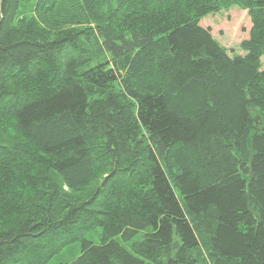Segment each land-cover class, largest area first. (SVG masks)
<instances>
[{
	"label": "trees",
	"instance_id": "trees-1",
	"mask_svg": "<svg viewBox=\"0 0 264 264\" xmlns=\"http://www.w3.org/2000/svg\"><path fill=\"white\" fill-rule=\"evenodd\" d=\"M263 55L264 0H0V264H264Z\"/></svg>",
	"mask_w": 264,
	"mask_h": 264
},
{
	"label": "rangeland",
	"instance_id": "rangeland-1",
	"mask_svg": "<svg viewBox=\"0 0 264 264\" xmlns=\"http://www.w3.org/2000/svg\"><path fill=\"white\" fill-rule=\"evenodd\" d=\"M200 25L208 28L212 36L229 54H243L239 48V44L248 37L251 26L250 18L246 10L234 6L228 10L209 14L200 20ZM261 63L264 69V55L261 58ZM100 237V227H95L84 234V238L94 243H99ZM79 247V241L72 243L70 247L64 248L60 253L54 255L46 264H56L59 261L73 260L78 254Z\"/></svg>",
	"mask_w": 264,
	"mask_h": 264
}]
</instances>
